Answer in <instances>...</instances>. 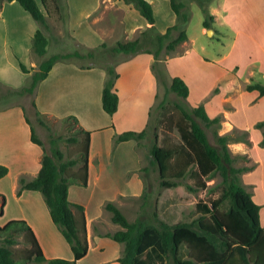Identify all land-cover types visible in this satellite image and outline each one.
<instances>
[{
  "label": "crops",
  "instance_id": "obj_1",
  "mask_svg": "<svg viewBox=\"0 0 264 264\" xmlns=\"http://www.w3.org/2000/svg\"><path fill=\"white\" fill-rule=\"evenodd\" d=\"M36 1L41 6V0ZM147 1L152 6L158 32L164 33L177 22L170 0ZM218 2L211 4L209 10L214 24L225 21L219 8L232 15L233 25L238 23L241 26L245 22L248 28H237V32L249 38L257 50L256 54L251 55L257 64L254 67L264 75V2L249 0L240 2V5L236 0ZM58 5V17L68 36L51 34L47 22V57L63 53L60 51L61 47L69 45L92 49L102 44L134 40L150 26L133 5L126 4L123 0H58ZM115 24L121 26L120 35L114 33L112 26ZM38 27L17 1L0 2L2 87L15 90L24 86L30 73L37 68L31 51V39ZM207 30L202 25V33H207ZM192 44L188 36L183 43V53L167 57L169 76L184 80L188 87L186 100L191 108L202 104L209 118L218 117L224 112L219 135L228 134L235 129L248 131L251 146L239 139L230 140L228 147L233 154L253 155L259 162V167L264 170V152L254 151L263 137L262 131L254 125L264 120V96H260L256 90L232 95L227 93L226 87L220 86V91L213 93L225 72L230 70L224 71L220 61L210 60L190 50ZM50 48H55L56 51L50 53ZM152 63L153 55L146 52L117 63L115 68L118 77L114 88L119 101L113 115L107 114L102 107L101 96L106 72L100 66L56 62L33 95L36 109L41 114L57 120L73 115L80 126L90 132L87 185L71 184L68 200L84 207L89 246V230L92 225L93 234L101 244L98 246L110 244L117 251L111 255L113 259L120 257L122 245L114 240L111 242V238L109 240L106 237L110 233L102 231L109 229L112 224L110 216L106 223L99 221L104 216V204L107 201H122L121 198H140L144 191L140 174L141 158L136 142L129 140L114 144L113 136L125 131L140 132L146 128L159 95V83L151 69ZM20 64L31 72L24 73ZM25 114V107L18 104L0 110V165L8 168L7 175L0 178V195L4 196V223L11 221L10 219L26 221L35 233L46 258L72 259L71 249L52 222L41 193L25 189L17 195L19 178L22 176L25 182L33 180L39 172L43 155V149L31 142V128ZM263 179L264 175L260 180ZM261 212L262 209L260 223L264 225ZM8 213L12 217L6 219Z\"/></svg>",
  "mask_w": 264,
  "mask_h": 264
},
{
  "label": "trees",
  "instance_id": "obj_2",
  "mask_svg": "<svg viewBox=\"0 0 264 264\" xmlns=\"http://www.w3.org/2000/svg\"><path fill=\"white\" fill-rule=\"evenodd\" d=\"M11 1H17L39 26L31 39V51L39 57L44 56L49 44L45 35L48 28L47 17L52 14L59 15L58 0H41L42 7L36 0H0ZM123 1L133 5L150 26L134 40L117 42L110 48V54H122L124 59L143 52L152 54L151 69L159 85L181 100H186L188 96L186 83L180 77H170L166 68L169 54L188 39L185 28L189 16L186 3L170 0L171 8L177 15V22L164 33H160L155 27L153 9L147 0ZM199 5L206 16L207 10L202 2ZM209 17L213 19L211 15ZM202 25L205 29L211 28L207 19H204ZM104 46L106 44L101 45ZM87 55L93 56L91 53ZM81 57L83 56L79 51L52 54L43 59L33 72L20 64L24 73H31L27 83L14 91L33 97L38 84L47 77L56 62ZM116 64L104 66L106 76L101 101L103 110L109 115L116 112L119 101L114 88L118 77ZM245 89L256 90L260 96H264V84L261 82L248 83ZM32 107L38 122L43 125L41 117L46 116L36 109L34 100ZM173 107L177 111L174 127L180 136V142L173 144L164 139L160 146L154 144L150 149L151 163L156 166L160 187L164 190H173L183 184L187 190L194 193L206 188L207 180L218 175L220 194L217 198L197 202L195 210L199 216L190 223L168 224L160 221L155 225L140 219L131 222L114 202H105L104 210L110 213L111 221L120 227L113 234L106 235L123 244L117 264H264V225L260 223L261 207L240 183V175L249 171L251 167L237 166L236 163L240 159H245V156L232 154L228 147L230 140L239 139L232 138V134L219 135L215 127L220 123V117L209 118L202 104L192 107L189 111L178 102L174 103ZM25 119L31 127V140L43 147V155L41 167L33 180L25 182L23 177L19 178L17 195L25 189L41 193L51 220L68 243L73 258H46L28 223L24 220H11L0 227V237L3 240L0 243V264H25L33 261L46 264H79L89 249L85 210L82 205L68 200V190L71 184L84 187L87 185L90 132L83 129L73 115L59 119L74 126V134L68 141L79 146L76 157L65 158L58 147L59 138H51L50 153H47L26 114ZM203 126L213 128L215 144L210 142ZM254 127L262 131L260 145L264 147V120L257 122ZM147 133L148 124L140 132L115 133L113 143L129 140L138 143ZM246 135L247 131L242 132V136ZM78 164L80 166L76 168ZM7 173L8 168L0 165V178ZM187 177L193 178V185L183 182ZM140 198L144 202L148 201L145 183ZM224 201L228 202L226 211L220 210ZM0 203L1 217L3 195H0ZM17 237H20L19 242L24 246L19 252L13 248Z\"/></svg>",
  "mask_w": 264,
  "mask_h": 264
},
{
  "label": "rangeland",
  "instance_id": "obj_3",
  "mask_svg": "<svg viewBox=\"0 0 264 264\" xmlns=\"http://www.w3.org/2000/svg\"><path fill=\"white\" fill-rule=\"evenodd\" d=\"M180 1L186 3V11L189 14L185 28L187 35L190 37L193 43L190 50L196 52V54L203 55L210 60L220 61V66L224 68V71L225 69L230 70L225 72L224 78L219 81L218 85L213 89V93L220 91L219 86L222 88L226 87L228 94L235 95L238 92L247 91L245 87L248 83L261 82L262 84H264V75L256 71L254 65L256 66L257 64L251 56L252 53L256 54L257 50L252 45L249 38L242 34L239 35V33L237 32V28H248L245 22L241 26H239L238 23L233 25L232 15L230 13L223 12L222 9L219 8L224 16L225 21H218L216 22V24H214V20L210 19L209 17V10L211 8L210 5L218 2V0ZM236 1L240 5V2H246L249 0ZM254 1L259 3L264 2V0ZM200 2H202L203 7L207 10L206 16L204 13H202V9L199 5ZM218 3L220 4L221 1H219ZM204 19H207L211 26V28L208 29L213 31L211 35L208 33H202L201 23L204 21ZM47 22L50 25L51 34H60L64 37L68 36L57 14H52L51 16L47 17ZM112 27L115 30V32L114 30L113 32L117 35H120L119 30L121 26L119 27V24H115ZM116 43L108 44L104 47L99 46L92 49L73 47L69 45L67 47H61L60 51H62L63 53L79 51L83 57L72 58L69 60V62L77 63L80 66H100L104 69V66L114 65L124 59V56L122 54H110V48ZM183 43L180 44L174 52L170 53L169 57L172 55L182 54L185 49ZM48 49L49 48H47V50ZM54 50L55 48H50V53H52V51ZM88 53H91L93 56H88ZM45 58H47V55L39 57L33 54V60H35L36 62V67ZM32 98L33 97L31 95L17 94L14 90L2 87L0 85V110H3L11 105H23L25 107V113L31 120L32 125L35 129L36 136L43 143L44 149L47 153H50L51 138H59L58 147L63 152L64 157H76L79 146L76 143L68 141L74 134V126L70 123H63L59 119L57 120L52 117H41V120L43 122V125H41L38 122L37 117L35 116L34 108L32 107ZM176 102L181 104L188 111L191 109V105L187 100H181L175 94L167 92L162 85H159V95L157 98V102L152 110L151 117L149 118L148 122V133L143 139L136 143V148L141 158L142 170L140 171V174L144 179L145 193L146 197H148V201L144 202L141 198H121L122 201L114 202L115 205L121 209L127 219L131 222L140 219L147 223L155 225H157L160 221L168 224H175L178 222L190 223L199 216V213H197L195 210V204L197 202L206 201L210 198H217L220 194V177L218 175H216L212 179L207 180L206 188L199 189L194 193L187 190L183 184L173 190H164L159 185L156 166L151 163L152 156L150 153V149L154 144L160 146L164 139L173 144L180 142V136L176 128L174 127V122L176 121L177 117V111L173 106ZM223 116H225L224 112H221L218 115V117H220V123L215 127L217 131L220 130ZM205 130L210 142L212 144H215V139L213 138L212 133L213 128H205ZM242 132L244 131L235 129L228 134H232V138L234 139H245L246 142L250 144L249 146H251V143L248 141L249 132L247 131V135L245 137L242 136ZM31 142L33 141L31 140ZM41 149H43V147H41ZM254 151L264 152V147H262L259 143ZM243 156H245V159H240L236 163L237 166L247 165L250 166L251 169L240 175V183L249 193H251L252 199L260 205V210L262 209L261 218L262 220H264V179L262 181L260 180L261 176L264 175V170L259 167V162L253 157V155H249L248 153L244 154ZM79 166L80 164H78L76 168H78ZM183 182L193 185L194 180L191 177H187ZM227 209L228 202L224 201L220 206V210L226 211ZM103 214L104 216L99 221L106 223L108 217L110 216L111 218V215L106 210H104ZM4 217L5 215L3 216V214L0 217V227L5 224ZM7 217L11 218L12 214L8 213L6 219ZM110 226L111 227L109 229L106 228L102 231L113 234L115 231L120 229V227L113 222ZM89 239L91 240V242L88 253L82 260H80L79 264H117L118 258H111V255L117 251L114 250L110 244H105L101 247L98 246L101 244L98 243L96 235L93 234L92 225L89 230ZM108 239L110 240V238ZM19 240L20 237H17V242L13 245V248H15V250L18 252L20 249L24 248V246L20 244ZM2 241V237H0V243H2ZM110 241L112 242L113 240L111 239ZM118 244L120 246L122 245L121 250H123V244ZM97 247H99L100 249ZM120 253L122 254V251ZM25 264L46 263L33 261Z\"/></svg>",
  "mask_w": 264,
  "mask_h": 264
},
{
  "label": "water",
  "instance_id": "obj_4",
  "mask_svg": "<svg viewBox=\"0 0 264 264\" xmlns=\"http://www.w3.org/2000/svg\"><path fill=\"white\" fill-rule=\"evenodd\" d=\"M207 33L211 35L212 34V31L211 30H207Z\"/></svg>",
  "mask_w": 264,
  "mask_h": 264
}]
</instances>
